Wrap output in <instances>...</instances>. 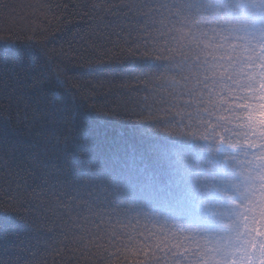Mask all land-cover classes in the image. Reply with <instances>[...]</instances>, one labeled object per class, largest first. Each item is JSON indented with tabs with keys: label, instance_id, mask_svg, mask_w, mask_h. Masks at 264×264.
<instances>
[{
	"label": "snow or ice",
	"instance_id": "6c2138e0",
	"mask_svg": "<svg viewBox=\"0 0 264 264\" xmlns=\"http://www.w3.org/2000/svg\"><path fill=\"white\" fill-rule=\"evenodd\" d=\"M20 9L0 0V264H264V0Z\"/></svg>",
	"mask_w": 264,
	"mask_h": 264
},
{
	"label": "trees",
	"instance_id": "16d2710c",
	"mask_svg": "<svg viewBox=\"0 0 264 264\" xmlns=\"http://www.w3.org/2000/svg\"><path fill=\"white\" fill-rule=\"evenodd\" d=\"M4 2L10 3V4H14V5H16L18 7V9H20V6L27 5V4H30V3H35L36 0H4ZM53 2L55 3L56 0H53ZM61 2H63V0H61ZM67 2L75 3V2H77V0H67ZM20 10H22V9H20ZM74 25L75 26L68 25L66 30H64L62 32H58L56 34V37H54L52 39L50 47L51 46H55V47L58 48L61 44H63L64 47L66 48L67 47L66 41L71 40L73 33L74 32H78L79 28L84 27L83 23L79 22L78 20L74 21ZM37 27H38V25H37ZM109 70H111L109 67H102V68H98V69L90 70V71H94L95 73H102V72L109 71ZM106 91L107 90L105 89V90L95 94L94 95V102L97 103V104H104V103H106L108 101L115 100L117 98L115 93H113L112 95H107L106 96L105 95ZM42 255L47 258L48 264H52V261H53V258H54L53 255H49L47 252H43ZM56 259H57V261H59L60 258L56 257ZM64 264H69V261L67 260V258H65ZM71 264H75V262L72 261Z\"/></svg>",
	"mask_w": 264,
	"mask_h": 264
}]
</instances>
